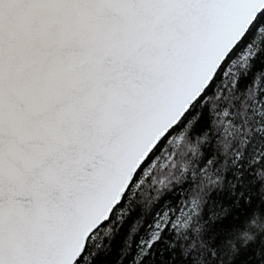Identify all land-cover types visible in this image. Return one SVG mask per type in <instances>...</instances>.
Masks as SVG:
<instances>
[{
    "label": "snow or ice",
    "instance_id": "1",
    "mask_svg": "<svg viewBox=\"0 0 264 264\" xmlns=\"http://www.w3.org/2000/svg\"><path fill=\"white\" fill-rule=\"evenodd\" d=\"M253 31L264 0H0V264H90L137 198L136 264H215L264 209V88L217 84Z\"/></svg>",
    "mask_w": 264,
    "mask_h": 264
},
{
    "label": "trees",
    "instance_id": "2",
    "mask_svg": "<svg viewBox=\"0 0 264 264\" xmlns=\"http://www.w3.org/2000/svg\"><path fill=\"white\" fill-rule=\"evenodd\" d=\"M249 45L255 49L254 55H247L252 50L249 49ZM224 73L229 74L227 79ZM257 77V87L264 88V36L258 37L253 31L225 62L217 84L225 96L230 99L228 91L231 88L230 82L234 78L237 83L231 95L243 100L253 80ZM199 112L200 109L194 107L188 114V119L192 121L193 126H195ZM138 202V198L132 202L130 208L136 210L126 219L105 225L90 243L88 249L91 254L90 264H136L135 257L138 255L139 242L142 238H146V230L142 223L132 230L139 212ZM173 251L178 252V249H173ZM139 264H175V261L171 260L167 245L161 242L155 245L149 254L139 261ZM234 264H264V235H258L246 248H242Z\"/></svg>",
    "mask_w": 264,
    "mask_h": 264
},
{
    "label": "clouds",
    "instance_id": "3",
    "mask_svg": "<svg viewBox=\"0 0 264 264\" xmlns=\"http://www.w3.org/2000/svg\"><path fill=\"white\" fill-rule=\"evenodd\" d=\"M205 231L206 229H201V239L207 242L206 236L203 235ZM258 235H264V209L256 208L252 209L239 225L225 234L215 264H234L240 250L246 248ZM203 264H207L206 258Z\"/></svg>",
    "mask_w": 264,
    "mask_h": 264
}]
</instances>
